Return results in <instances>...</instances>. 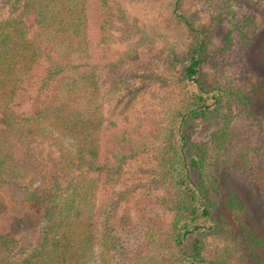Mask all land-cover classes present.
Masks as SVG:
<instances>
[{"label": "trees", "instance_id": "trees-1", "mask_svg": "<svg viewBox=\"0 0 264 264\" xmlns=\"http://www.w3.org/2000/svg\"><path fill=\"white\" fill-rule=\"evenodd\" d=\"M185 3L195 7L189 15L182 11ZM119 5L116 0H0V184L20 186L28 174L38 179L37 166L29 168V159L38 161L28 151L32 144L36 149L40 144V153L48 151L55 167L54 189L26 190L25 202L40 206L35 226L17 235L0 233V264H87L93 241L106 255L123 248V237L109 225L115 202L109 210L91 209L84 185L86 175L103 170L109 158L123 163L134 153L127 129L104 124L92 104L102 94L126 108L137 94L124 79L101 83L92 63L94 51L101 54L97 61L103 60L116 32L120 42L140 36L102 67L119 68L148 40ZM173 7L176 24L189 37L179 58L169 49L182 69L172 76L175 81L145 76L171 86L158 124L156 159L165 184L159 202L172 215L158 234L164 239L156 247L159 264H231L235 258L264 264V239L251 231L250 212L228 177L229 171L251 170L264 148L255 133L261 130L259 118L249 109L264 99V86L259 94L254 86L248 91L210 85L204 70L238 65L257 34L264 0H174ZM197 11L206 14V22ZM109 128L118 139L107 141L113 149L101 159L99 135ZM17 144L26 147L23 158L14 153ZM67 175L75 179L61 186ZM220 190L232 227L213 217L218 203L210 197ZM218 238L222 243L213 241Z\"/></svg>", "mask_w": 264, "mask_h": 264}, {"label": "rangeland", "instance_id": "rangeland-1", "mask_svg": "<svg viewBox=\"0 0 264 264\" xmlns=\"http://www.w3.org/2000/svg\"><path fill=\"white\" fill-rule=\"evenodd\" d=\"M116 1L126 17L135 22L148 40L137 48L132 60L126 61L117 69L102 67L103 60H114L140 34L132 36L126 43L119 41V32L114 33L115 42L108 47L104 56L106 58L102 57L103 60L99 62L97 59L101 57V54L93 50L96 54H93L92 63L98 65L94 72L100 82L111 84L114 80L124 79L130 89H135L137 94L134 102L126 108L122 104L115 105L107 95L102 96L101 93L92 102L93 107L98 110L97 114L100 113L102 116L104 124H116L121 131L127 129L129 137L132 138L131 146H133L134 153L123 163L117 162L115 158H109L103 170L86 175L87 180L84 185L89 189L87 199L91 204V209L109 210L115 202L109 225L113 229V234L123 237L119 241V246L123 248H120L117 255H106L102 252L103 246L93 241L91 248L87 249L85 261L87 264H103V261L119 264V259L124 257L126 261L124 264H159L161 256L157 253L156 247H159L164 239L158 234L166 231L172 215L159 202L160 197L165 193V184H162L156 159L161 138L158 124L161 123L163 105L166 103L163 95L170 91L171 86L169 85L170 88L161 86L159 82L149 80L145 76L151 73L169 79H172L173 75L178 77L182 66L177 58L176 60L170 59L169 49L173 48L175 57L179 58L180 52L189 42V37L182 26L176 24V18L172 13L174 0ZM184 6L187 9L183 8ZM184 6L182 11L184 10L187 15L191 14L195 8L187 3ZM198 16L200 22L207 21L205 13L198 12ZM30 21L31 19L28 22ZM257 22L259 26L257 34L246 50L241 53L238 65L215 71L204 69L210 85L216 84L220 87L228 84L234 87L240 85L246 87L248 91L252 88L251 86H254L259 94L262 93L264 86V12L257 13ZM33 30L31 28L30 32ZM172 80L175 81L176 78ZM249 109L259 118L258 123L261 125V130L256 128L255 133L257 135L260 133L264 139V99ZM114 132L112 128H109L105 134L99 135L101 159L104 157L105 150L112 151L113 149L112 143L107 144V141L118 139L115 138L116 133ZM64 140L66 141L65 138ZM34 147L33 144L30 145L28 151L35 153L38 161L36 163L33 159L28 161L30 169L37 166L38 179L28 174L19 182L20 186L11 183L0 184V233L8 232L17 235L18 232L33 228L39 219L40 206L25 202L26 190H35L44 186L50 190L54 189L52 181L55 167L48 158V151L38 152L40 144L37 149ZM25 151L26 147L17 144L14 153L17 157L23 158L22 153ZM252 162L251 170L229 171L228 177L239 199L250 212L251 218L248 224L251 231L264 239V148L254 156ZM85 170L84 168L82 172ZM74 179L71 175H67L61 179L60 185L64 186L67 181ZM223 194L224 191L220 190L216 197H210L218 203L213 217L232 227L230 219L221 207ZM213 241L222 243L219 238ZM165 256L168 257V254ZM231 264L242 263L235 258Z\"/></svg>", "mask_w": 264, "mask_h": 264}]
</instances>
